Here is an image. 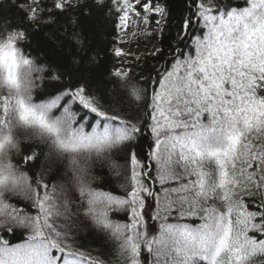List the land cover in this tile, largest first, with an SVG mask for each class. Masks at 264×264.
<instances>
[{"label":"snow or ice","instance_id":"6c2138e0","mask_svg":"<svg viewBox=\"0 0 264 264\" xmlns=\"http://www.w3.org/2000/svg\"><path fill=\"white\" fill-rule=\"evenodd\" d=\"M92 16L175 34L93 87ZM0 264H264V0H0Z\"/></svg>","mask_w":264,"mask_h":264},{"label":"trees","instance_id":"16d2710c","mask_svg":"<svg viewBox=\"0 0 264 264\" xmlns=\"http://www.w3.org/2000/svg\"><path fill=\"white\" fill-rule=\"evenodd\" d=\"M169 4L173 12H177L179 8V0H169ZM81 32L85 39L86 50L88 51L89 56L95 55L97 52L100 53L102 57H104L103 61L100 64V67L95 70V77L93 82V87H96V81L107 80L108 73L114 67H124L131 69L137 74H143L144 76H148L150 73V69L153 65H159L163 61L159 58H154L153 53L144 54L136 59H132L129 62H125V60L120 57H114L111 55V50L114 49V45L118 34L114 31L110 25L106 26L105 23L101 19H97L95 16L86 17L81 21ZM50 31V30H46ZM175 34L174 28H166L163 31V34L158 31L157 41L158 48L163 49L164 55H167L169 41L172 36ZM183 47V45H181ZM35 47V55L40 57L41 59H55L58 56L67 57L71 52L74 53V50L68 46L61 51L56 47V40L53 39H45L43 37L39 38L38 41H34ZM107 53V55H105ZM112 85H108L109 90ZM118 163H123L122 161H117ZM95 174L98 176H104L105 174L113 175L107 165L103 168H97ZM113 187L116 188V185L119 183L115 178H113ZM118 192L119 189L116 188ZM115 194V193H114ZM114 219H121L122 215L118 217H114ZM199 223V221H195ZM84 243L90 247H98L95 240L92 237H86ZM259 259V258H258Z\"/></svg>","mask_w":264,"mask_h":264},{"label":"rangeland","instance_id":"374dc122","mask_svg":"<svg viewBox=\"0 0 264 264\" xmlns=\"http://www.w3.org/2000/svg\"><path fill=\"white\" fill-rule=\"evenodd\" d=\"M135 19V18H133ZM155 25L148 27L143 23L129 22L127 34L118 35L114 48L121 47L126 55L122 58L125 62L136 59L144 54L153 53L158 48V31L153 32ZM149 33H152L151 35Z\"/></svg>","mask_w":264,"mask_h":264}]
</instances>
